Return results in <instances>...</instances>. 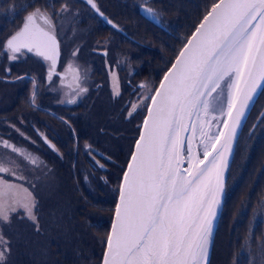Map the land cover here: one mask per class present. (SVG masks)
<instances>
[{
  "label": "snow or ice",
  "instance_id": "snow-or-ice-1",
  "mask_svg": "<svg viewBox=\"0 0 264 264\" xmlns=\"http://www.w3.org/2000/svg\"><path fill=\"white\" fill-rule=\"evenodd\" d=\"M86 2L99 12L95 0ZM68 11L65 3L59 10L34 8L0 43V54L10 61L16 60L17 54L23 55V50L42 57L48 64L49 83L55 75L63 84L73 71L74 92L79 96L88 91L79 68L69 62L63 73L56 71L60 42L55 20ZM144 11L157 24L161 22L153 9ZM262 86L264 0H218L154 94L145 97L151 104L118 187L119 203L101 264H208L237 129ZM37 93L34 88L30 104H35ZM113 93L120 95L115 87ZM67 103L76 100L69 98ZM138 106L130 105L129 117ZM44 140L49 143L47 137ZM3 147L38 166L36 158L7 141ZM19 169L15 159L0 157V264H6L11 252L4 225H11L13 219L27 220L40 232L33 193L9 179L24 180Z\"/></svg>",
  "mask_w": 264,
  "mask_h": 264
},
{
  "label": "trees",
  "instance_id": "trees-1",
  "mask_svg": "<svg viewBox=\"0 0 264 264\" xmlns=\"http://www.w3.org/2000/svg\"><path fill=\"white\" fill-rule=\"evenodd\" d=\"M28 1V3H25L26 0H0V8L4 9L10 5H16L18 8L24 6L22 11L26 12L31 9L34 10L36 7L43 8L46 6L49 7L50 10H54L52 7L55 8L57 6L56 10H59L58 5L64 2L69 6V11L63 13L55 20L58 35L62 33L61 26H67L70 23L75 24L73 30L82 34L80 41L92 36L95 31L105 28L103 22H101L94 12L87 8L83 2L80 4L78 3V7L76 8L72 7V5H75V3L78 2L76 0ZM217 1L218 0H95V3L100 11L111 18L112 22L118 26L120 29L119 31L122 30L124 34H127L131 38H136L137 40L146 41L147 39L152 38L154 41L152 47L160 52L159 55L162 61L155 55L150 56L148 53L144 55V51L141 49L144 58L148 59L147 62L141 60V64L145 65L143 68L144 72L151 70V73L149 74L153 77L158 75L155 73L156 70H154L155 67H153L154 64L152 63L156 60L158 63L160 61V70L162 73L165 72L167 70L166 68L169 67V64L172 62L185 41L184 35L189 36L200 22L202 16H204L211 5L217 3ZM146 7L153 9L155 13L159 14L161 21L159 24L155 21L151 22L149 16L145 14L144 9ZM9 12L10 11L7 12L6 10H0V22L9 14ZM25 12H20L16 15V18H21ZM70 15H73L72 19L69 18ZM78 16L81 20L77 23L76 20L78 21ZM61 17L65 20L63 23L60 21ZM20 25L21 22H16L15 19L14 23L10 25V29L8 30L9 33L12 34ZM2 37L3 35L0 37V43L5 41L9 36H6L5 39ZM119 44L123 45L121 43ZM180 44L181 46L179 47ZM27 70L34 74L33 68L28 67ZM69 74L73 76L72 73ZM72 78H74V76ZM18 82L19 79H15L12 85L18 84ZM40 82L42 84L46 83L45 78H41ZM34 83L35 78L31 80L29 79V81H25L21 84L23 87V95L20 97L22 98L21 108L25 115L19 113L18 98H14L6 110L0 111V122L1 120L5 123H9L10 121L18 130H22L26 123L25 127L29 130L30 136L33 137V139L38 140L40 144H43L44 140L42 135H44L47 130L54 131L53 134L49 136L48 140L52 141L56 150L54 151L53 149L45 147L43 150L45 153L41 154L43 156L42 162L44 161L42 170V172H44L43 176L41 179L36 175L33 176V180L29 187V190L37 200L38 210L36 214L38 216L40 232H36L30 221L19 219L32 228L33 237L38 238L41 242L39 245L40 248L38 242L34 241V247L32 249L33 254L28 251L22 259L24 260V263L20 264H82V261H84V264H100L102 253L105 248L106 234L110 228V222L113 215L112 212L116 204L120 175L123 171V167L129 159L128 157L132 149L131 148L127 153L129 146L125 147L123 141L125 137L129 135L130 131L133 134L136 132L137 135L139 131L138 126H130L122 123V117H127L122 114V116L119 117V122H121L124 127L122 128V126L118 125L115 128L116 130L110 131L108 126H110L111 122L107 115H104L96 105L94 107L95 111H91L92 121L90 128L82 137V140H87L91 146L104 157L97 156L87 162L75 163L72 158H70L69 161H63L61 160L63 152L60 150L61 148L57 142H60V137H65L67 139L69 133H67L65 128L67 121L64 117L56 114L54 110L58 96L56 98L52 85L47 86L46 84L45 86L43 85L40 87V94H36L35 104H30V101L27 102V95L30 97L31 94L33 95V89H38L37 87H39ZM95 92V90H88L86 93L82 94L80 97L81 100L79 101L85 103L86 99L91 96L93 97ZM1 103H3L2 99H0V104ZM85 110H88L87 106L85 107ZM141 114L142 116L139 121L142 120L144 112L142 111ZM5 115H9V120L4 118ZM12 130L14 131V134H10L8 137L14 139L13 142L17 146L26 147L28 144L27 139L20 135L17 130H14L13 128ZM123 132L125 133V137L116 141L118 136ZM136 135L135 138L137 137ZM119 155L120 157L118 159L117 157ZM95 158L99 160L95 161ZM237 158H239V156H237ZM45 163L48 165L46 172ZM100 164L104 165V167L100 168ZM256 164L257 163H255L254 159L251 161L249 160V167L247 170L251 173L252 166L255 167ZM236 166L239 167V164L235 163V167ZM236 170L234 171L236 172ZM76 172H78L79 176H83L81 178L82 183L84 182V177L91 181L92 189L89 184L84 185V187H81L80 185L72 187L73 192L77 195L76 201L72 204L69 198H66L65 194L64 198L59 203L60 206L58 209H54L55 215H51L50 209L52 205L55 206L54 201L45 203H43V201L45 199L51 200V198L56 195L55 191L58 187L55 186V183H49V178H56L61 182L63 177ZM263 172L264 170L261 171V173ZM109 174L114 176L111 182H108L107 180ZM259 176L260 175L254 177L257 178V186L260 178ZM232 181L233 180H231L230 184ZM235 184L239 185L237 189L241 186V174H239ZM39 186L44 187L45 189L43 192L46 197L45 199L39 197ZM91 190H94L95 194L91 193ZM232 192V189L228 191L227 199L223 207L224 210L217 229V241H220L219 237L226 219L228 202L231 198L230 195ZM91 201L104 205L105 209L98 211L99 213L95 215V208L91 206L93 205ZM78 216L80 220L75 222V218L78 219ZM49 230L51 231L49 232ZM229 235V232L222 235V243L226 241ZM17 238L18 235L14 236L15 240ZM44 238L49 240L46 246L47 249L43 254L41 253V245ZM246 259L250 261L251 257L247 256ZM10 261V263H12L14 259Z\"/></svg>",
  "mask_w": 264,
  "mask_h": 264
},
{
  "label": "rangeland",
  "instance_id": "rangeland-1",
  "mask_svg": "<svg viewBox=\"0 0 264 264\" xmlns=\"http://www.w3.org/2000/svg\"><path fill=\"white\" fill-rule=\"evenodd\" d=\"M28 2L29 1L26 0L25 3H28ZM56 7L55 8L52 7V9L56 10ZM23 8L24 6L19 7V8L15 7L14 9L8 10L10 11L9 14L6 15V17H4V19H2L0 22V37L1 35H3L2 38L5 39L6 36H10L11 34L9 33L8 30L10 29V25L14 23L15 19H16V22H21L22 24L25 17L30 12L33 11V9H31L25 12V11H22ZM210 8L207 10V12L210 10ZM20 12H25V13L21 18L20 17L16 18L17 17L16 15L19 14ZM204 16H202L200 20H202ZM69 18L72 19L73 15H70ZM60 21L63 23L65 20L63 17H61ZM188 38L189 36L184 35L185 40H187ZM75 44H77V42H72V45H75ZM116 45L118 44L110 45L112 52L117 51ZM180 46L181 44L179 45V47ZM126 47L127 46L124 45L125 49ZM23 53H24L23 55L17 54V59L14 61H10L8 59V62H9L8 66L10 67L13 64L12 65L13 72L9 68L10 71H8L9 74H7L9 76H6V79L8 78V80L10 81V76H12L14 78L13 80H15L16 78H18V75H25L28 77L31 76L34 79L35 75H33V73L27 70L28 67H31L33 68L34 73L38 75L39 81L41 78L42 79L45 78L46 80V83L44 84L39 82L37 94H40L41 92L40 87L43 85L45 86L46 84L47 86L49 84L51 85V83L55 81V78L58 76L54 75L53 81L49 83L47 80V72H48L47 62H45L41 57L36 56L34 53L26 54L25 51H23ZM138 54L143 56L141 50ZM78 55L79 56H75L73 60L78 61V57H80V61L84 63L88 72L89 70L93 72L94 68L88 65L89 62H91V59H89V56L85 54L84 51L82 50L78 51ZM20 60H22L23 62L25 61L27 65L23 67H21L20 63L15 65V63H17V61H20ZM159 63L157 60L153 62L152 63L154 64L153 67L158 66ZM14 68H16V70ZM0 77H5V76L0 74ZM111 77L115 78L114 76H111ZM149 78L152 79L151 76H149ZM0 80H1L0 81V84H1L0 85V99H2L3 101V103L0 104V111L6 110L8 105L11 104L12 100L14 98H18L19 99V106H18L19 113L21 115L22 114L25 115L21 108L22 98H20L23 95V87L21 86V84H23V82L25 81L22 80V81H19L18 84L12 85L13 83L7 84L9 81L6 82L5 79H0ZM111 82L114 83V87L118 89L117 79L111 80ZM158 83H159V80L158 81L154 80L153 87L151 90L149 89L147 96L145 95L141 98L142 103L144 102L145 104H148L149 100L145 99V97H148L152 94V91L156 89ZM148 85H150V83ZM52 87L54 91L58 90L61 93H64L61 99L58 100L59 102L62 103L68 100L67 95H70L74 92L76 83L62 84V85L52 84ZM31 96L32 94L30 95V97L27 95V102L31 100ZM261 98L262 100L259 103L261 105L260 106L258 105V107H256L253 112L254 120H252L249 123V126L251 127V129L253 128L254 124L258 123V120H259L258 118L260 117L261 119V114H264V92ZM142 110L144 112V109ZM4 118L9 120V115L8 116L5 115ZM213 123L215 124V122ZM25 126H26V123H25ZM25 126L22 130H18L14 125H12L10 121L9 123H5L3 120H1L0 122V157L4 159H15L19 163V166H20L19 170L21 171V174L25 177V179L15 180L14 178H11V177H9V179L14 183L21 184L24 187L29 188L31 185L30 183L33 180V176L36 175L39 179H41V177L43 176L44 172H42V170H43L44 161L42 162L43 156L41 154L45 153L43 150L46 145L44 143L40 144L38 140L33 139V137H31L29 134V130L26 129ZM12 128L14 130H17V132L20 135H22L23 137L27 139L28 144L26 147L17 146L13 142L14 139H11L8 137L10 136V134H14V131L12 130ZM213 131H215V128L213 129ZM53 132H54L53 130H47V136L52 135ZM242 134L245 135L244 139L246 140L247 132L245 133L243 131ZM254 138H251V141ZM4 141H7L9 144L19 148L21 152L31 156L32 158H36L38 161V166L31 164L30 161L25 159L23 156L18 155L17 153H12L10 149L4 148L3 147ZM239 152L241 154L238 155L239 158H237L236 160L237 161L236 163L239 164V167L237 168L235 172V179L230 184L232 186L233 192L230 195L231 198L228 202L227 215L225 217L226 219L222 226V231L219 237L220 241L216 240L217 233H218L217 231L214 236V243L211 248L212 251H211V256L209 260L210 264H264V172L261 173V171L264 170V141L261 140V144L259 145V147L257 145H253L251 142L249 146L247 145L244 150H240ZM119 157L120 155L117 158L119 159ZM252 159H254L255 163L257 164L255 167L252 166L251 168L252 172L250 173V171L247 170V168L249 167V160L251 161ZM184 166L187 167L186 164H184ZM46 168H48V165L45 163V172H46ZM125 168L126 167L124 166L123 171L120 175V179H121L123 172L125 171ZM233 172L234 170L232 171V173ZM239 174L242 175V184L237 189L239 185H236L235 182L237 178L239 177ZM257 175H260L259 176L260 178L258 180V186L256 185L257 178H254ZM82 177L79 176L78 172H76V173H71V174L66 175L65 177H63L61 182L57 180L56 178H49L48 182L55 183V186L58 187L57 190L55 191L56 195L52 197L51 200L45 199L46 197L43 194L45 189L44 187L39 186V191H38L39 197L41 199H45L43 203L54 201L55 206L52 205L50 209L51 215H55L54 209L56 208L58 209V207L60 206L59 203L64 198L65 194H66V198L68 197L69 200L72 202V204L76 201L77 195L76 193L73 192L72 187L77 186V185L84 187V185L89 184L92 189L91 181L87 179L86 177H84V182L82 183V180H81ZM108 179L112 180V177L109 176ZM90 192L94 193V190H91ZM258 200H259V203H258ZM91 202L93 203V205L91 206L95 208V215L99 213L98 211H102L105 208V206L102 204H98L95 201H91ZM114 210L115 208L113 209V212ZM79 220H80L79 216H78V219L75 218V222H78ZM50 231L51 230H49V232ZM108 232H109V229L107 231V234ZM226 232H229L230 235L228 236L226 241L222 243L223 241L222 235L225 234ZM3 234L5 238L11 242V252L7 257L6 264L8 262L10 263L11 262L10 260H13V259L14 261L10 264L24 263V260L22 259L25 257L28 251H30L33 254L32 252V249L34 247L33 242L37 241L38 246L41 244L38 238L33 237L32 228L27 223H23L19 219H13L11 225H4ZM17 235H18V238L15 240L14 236H17ZM49 238H50V235H49ZM48 240L49 239H46V238L42 240L41 253L43 254L45 253V250L47 249L46 246H47ZM247 256L251 257L250 261L246 259ZM82 264H84V261H82Z\"/></svg>",
  "mask_w": 264,
  "mask_h": 264
},
{
  "label": "flooded vegetation",
  "instance_id": "flooded-vegetation-1",
  "mask_svg": "<svg viewBox=\"0 0 264 264\" xmlns=\"http://www.w3.org/2000/svg\"><path fill=\"white\" fill-rule=\"evenodd\" d=\"M76 1L78 2H76L75 5H72V7L77 8L78 3L79 4L82 3L81 0H76ZM83 4L87 8H89L88 5H86L85 3ZM60 5H58V8H60ZM15 7L18 8L16 5L15 6L10 5L4 9L0 8V10L8 11L10 9H14ZM89 9L94 12L92 8ZM94 14L99 20H101V22H103V26L105 28L102 30L95 31L92 34V36L82 39L80 41L82 34L76 30H73L75 24H71V23L67 26H61L62 33H60L59 35L57 34V38L60 42V57L58 59V66L56 71L59 73H63L67 64L71 62L74 64V66L79 68V74L82 77H84L83 79L84 86L87 87L89 91L92 90L96 91L93 97L91 96L90 98L86 99L85 103L79 101L81 100L80 97L82 95L77 96L75 92H73L70 95H67L68 99L74 98L76 100V103L74 104H69L67 103V101L62 103L57 101L60 99V97H62V95H64V93H61L58 90L55 91L56 94L55 96L56 98L58 96V99L55 102L54 110L56 114H58L61 117H64V119L67 121V125L65 128L67 133H69V137L67 139L65 137L64 138L60 137L59 138L60 142H57L61 148L60 150L63 152V155L61 157V160L63 161L65 160L69 161V159L72 158L75 163L87 162L88 160H91L94 157L103 156L94 147H92L87 140L86 141L82 140L83 139L82 137L86 134V132L90 128V124L92 121L91 111H95L94 107L96 105L104 115H107L109 121L111 122L110 126H108V129L110 131L116 130L115 128L118 125L122 126V128L124 127V125H122L121 122H119V117L122 116V114L124 116L125 115L127 116V117H122V123L130 126L137 125L139 130L140 127L139 119L142 116L141 114V112L143 111L142 109H145V106L147 107V104L141 102V98L145 95L147 96L149 89L151 90L153 87L154 80L158 81L161 75L164 73V72L162 73L160 70V63L154 69L156 70L155 73L158 76L152 77L151 74H149L151 73V70H149L148 72H144L143 70L145 65L141 64V60H145V62H147L148 59L144 58V55L147 53H149L150 56L155 55L158 59L162 61L159 55L160 52L156 51L155 48L152 47V44L154 43L152 38L147 39L146 41L137 40L136 38L135 39L131 38L127 34H124L122 30L119 31L120 30L119 28L116 29L109 26L95 12ZM103 15L106 18H108L110 21H112L111 18H109L106 14L103 13ZM77 19H78L77 23L80 22L81 19L79 16L77 17ZM72 42H77V44L72 45ZM119 43L123 45H120ZM114 44H118L116 45L118 52L117 51L112 52L110 45H114ZM124 45L127 46L126 49L124 48ZM77 49L84 51V53L89 56L91 62H89L88 65L94 68L93 72H91L90 70H89L90 73L88 72L84 63L80 61V57H78V61L73 60L75 56H73L72 53L75 52ZM141 49H143L144 51L143 56L138 54V52ZM105 51L107 52V55H104ZM25 52L26 54H29L27 53V51ZM0 55H1L0 74L5 76V77H0V79H5V81L7 82L9 80L8 78L6 79V76H9L7 75L9 74L8 72L9 68L13 72V66H12L13 64L9 67L7 55L4 54H0ZM76 56H79L78 53ZM18 63L21 64V67L27 65V63L25 61L23 62L22 60L17 61L15 65H17ZM14 69L16 70V68ZM110 72L114 73L115 78L111 77L113 75H110ZM69 73H72L74 78H72L73 76ZM33 75H35L34 84L36 86H39L40 81L38 75L35 73ZM149 76H151L152 79H150ZM13 79L14 78L10 76V81L7 84L13 83L14 81ZM16 79H19V81L22 80L29 81V79L31 80L33 78L31 76L28 77L25 75H18V78ZM116 79L118 82V91L120 93L119 96H114L113 93L114 83L111 82V80H116ZM72 83H76V75L73 71H69L67 76L64 78L63 84H72ZM149 83L150 85H148ZM52 84L62 85L61 78L59 76L56 77L55 81H53L51 85ZM140 84H145L147 87L146 88L137 87ZM51 85L49 84L48 86ZM262 95L260 96V99L253 107V111L251 112L250 116L247 119L248 121L245 125V128L243 129L245 133L247 132L246 140L244 139L245 135L242 134L238 141L239 144L236 150V157L238 154H241L239 151L244 150L246 146L247 145L249 146L251 142L253 145H257L259 147V145L261 144V140L264 141V122H261L260 117L258 118L259 119L258 123L254 124L252 129L249 126V123L252 120H254L253 112L255 108L258 107V105L259 106L261 105L259 103L262 100L261 98ZM133 103L138 104L139 106L137 110L133 113V115L129 117L128 112L131 111L130 105ZM86 106L88 107V110H85ZM135 135L136 132L133 134L130 131L129 135L125 137V133L123 132L121 135L118 136L116 141H118V139L122 137H125L123 141V145L125 147L129 146V149L127 151L128 153L130 149L133 148L132 146L135 141ZM42 137L43 140L44 137H47V140L49 138V136H47V132H45L44 135H42ZM251 138L254 139L251 141ZM48 142L51 145H53L51 140H48ZM43 143L46 145L45 147L53 149L52 147L49 146V143L45 142V140L43 141ZM86 149H88L89 151H86ZM98 160L99 159H96L95 161ZM235 163H236V158L233 163L234 165L232 167L231 173L233 170H236L238 168V166L235 167ZM231 173H230L231 177L229 180L228 191L232 189V186L230 185L231 180L235 179V171L232 174ZM109 176L114 178L112 174H109ZM109 176H107V180L108 182L109 181L111 182V180L108 179ZM7 264H9V262Z\"/></svg>",
  "mask_w": 264,
  "mask_h": 264
},
{
  "label": "water",
  "instance_id": "water-1",
  "mask_svg": "<svg viewBox=\"0 0 264 264\" xmlns=\"http://www.w3.org/2000/svg\"><path fill=\"white\" fill-rule=\"evenodd\" d=\"M86 4H87V2H86V0H83ZM218 2V1H217ZM88 5V4H87ZM89 6V8H91V6L90 5H88ZM95 12H96V14L101 18V19H103L106 23H107V21H106V19H105V16L104 15H101V13H100V11L99 12H97L95 9H93ZM210 10H211V8H210ZM209 10V11H210ZM107 20H109L108 18H107ZM203 21V19L200 21V23ZM199 23V24H200ZM109 26H111L112 27V24H109V23H107ZM199 24H198V26H199ZM197 26V27H198ZM196 30V29H195ZM195 30L192 32V34L190 35V38L189 39H191L192 38V36H193V34H194V32H195ZM188 39V40H189ZM187 40V41H188ZM186 44V43H185ZM185 44L183 45V47L185 46ZM181 51V50H180ZM177 58V57H176ZM176 60V59H175ZM175 60H174V62H175ZM173 62V63H174ZM172 63V64H173ZM171 64V65H172ZM57 66H58V64H57ZM171 68V66L169 67V69ZM165 75V74H164ZM163 75V76H164ZM163 76H162V78H163ZM162 78L160 79V80H162ZM161 82V81H160ZM160 82H159V85H160ZM159 85H158V87H159ZM157 87V88H158ZM263 86L261 87V89H259L258 90V92H257V95H256V97H255V102H254V104H252L251 106H250V108L247 110V113H246V116H245V118L243 119V121H242V123H241V125H240V127L237 129V135H236V139H235V141H234V143H233V151H232V154H231V156H230V158H229V166H228V169L226 170V172H225V193H226V184H227V181H228V177H229V171H230V169H231V167H232V163H233V160H234V158H235V155H236V149H237V146H238V140H239V138H240V135H241V133H242V129L244 128V126H245V124H246V122H247V117H248V115L250 114V112L252 111V107L256 104V102H257V100H258V96L260 95V93L262 92V90H263ZM150 104H151V101H149V106H150ZM147 118V111H146V116H145V118H144V120ZM144 120L142 121V123L140 124L141 126H142V124H143V122H144ZM141 126H140V131H139V134H138V138H139V135H140V132H141ZM137 138V139H138ZM134 145H135V143H134ZM134 145H133V147H134ZM218 147H219V145H218ZM133 150H134V148H133ZM132 150V151H133ZM130 158V157H129ZM130 160V159H129ZM183 167H186V166H184L183 165ZM126 168H127V166H126ZM125 168V169H126ZM122 178H123V176H122ZM122 178H121V182H122ZM225 194H224V197H223V204H224V201H225ZM119 203V193H118V198H117V204ZM117 206V205H116ZM115 210H116V207H115ZM115 210H114V215H113V218H112V221H111V226H112V223H113V221H114V219H115ZM222 211H223V206H222V209H221V213H222ZM221 213H220V216H221ZM220 218V217H219ZM217 219V221L215 222V226H214V231H213V237H214V235H215V233H216V229H217V226H218V224H219V220L220 219ZM110 232H111V227H110V230H109V234H110ZM108 234V235H109ZM213 237H212V243H211V246H210V254H209V257H208V264H210V262H209V260H210V256H211V248H212V244H213ZM106 245V244H105ZM106 251V246H105V250H104V252ZM104 254V253H103ZM103 256V255H102ZM103 259V258H102Z\"/></svg>",
  "mask_w": 264,
  "mask_h": 264
},
{
  "label": "bare ground",
  "instance_id": "bare-ground-1",
  "mask_svg": "<svg viewBox=\"0 0 264 264\" xmlns=\"http://www.w3.org/2000/svg\"><path fill=\"white\" fill-rule=\"evenodd\" d=\"M127 166V165H126ZM126 170V169H125ZM124 173V172H123ZM122 176H123V174H122ZM122 176H121V178H122ZM117 198H118V196H117ZM117 200V199H116ZM116 205H117V203H116ZM109 233V232H108ZM216 234V233H215ZM215 236V235H214ZM211 243H212V241H211ZM213 243H214V237H213ZM213 245V244H212ZM211 246V245H210ZM212 251V250H211ZM209 254H210V252H209Z\"/></svg>",
  "mask_w": 264,
  "mask_h": 264
}]
</instances>
